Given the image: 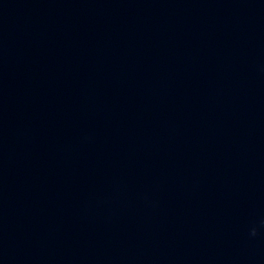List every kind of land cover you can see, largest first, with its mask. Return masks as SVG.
I'll list each match as a JSON object with an SVG mask.
<instances>
[{"label": "clouds", "instance_id": "9594fccd", "mask_svg": "<svg viewBox=\"0 0 264 264\" xmlns=\"http://www.w3.org/2000/svg\"><path fill=\"white\" fill-rule=\"evenodd\" d=\"M261 223H262V225H264V221H262ZM251 234H252L253 236L256 235V229H255V228L252 229Z\"/></svg>", "mask_w": 264, "mask_h": 264}]
</instances>
